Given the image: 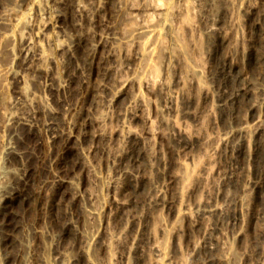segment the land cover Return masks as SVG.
I'll return each instance as SVG.
<instances>
[{
  "label": "rangeland",
  "instance_id": "1",
  "mask_svg": "<svg viewBox=\"0 0 264 264\" xmlns=\"http://www.w3.org/2000/svg\"><path fill=\"white\" fill-rule=\"evenodd\" d=\"M22 1L23 0H0V14H3L5 11H3V9L5 8L11 7L19 10L21 8L20 5L23 3ZM52 1L53 0H32L33 3L29 5L28 9L22 10L21 8V11H19L16 17L12 15L15 18L11 16L9 21V23L12 22L10 23L11 26L9 23L8 26L7 23H0V96L3 97L4 95V99L1 98L0 100V106L4 102L2 105L3 109L0 107V264H20L19 262L22 258L32 257V259L39 260L46 256L51 264H60L61 258L58 255L64 253L73 255V253L77 252L76 246H78L80 242H84L80 239L79 235L77 236L75 234L76 229L84 232L82 234L85 236L89 230L95 228L99 223V220H89L85 215V211L88 208V195L95 194V199H98L96 200L98 204L95 201L97 205L105 201L107 198V191L104 185H106L109 178L122 176L120 172L116 174L118 167L122 166L129 168V173L133 176V181L129 182L130 195L128 207L121 210L120 208L112 206L110 218L106 219L105 222L103 221V225L106 226V231L112 234L123 229L124 238L127 243H130L131 238L137 233L141 234L143 241L146 243L148 241L147 237L149 232L159 236L156 226L159 220L163 218V216L157 215L161 217L159 219L156 214H153L147 202L154 187L163 184L167 185V178L175 175L173 186L171 188L167 187V196L178 200L179 192H181V196L187 193L188 197V190L193 183L191 176L193 178L195 177L194 174H196V172L192 171V165L189 161L184 163L186 166L185 169L181 167L183 152H179L173 154V157L169 159V162L164 166L166 176L159 177L155 169L157 160L151 157V154L154 150L159 151L164 157L167 156V154L163 145L164 142L161 143L154 136L151 138L150 145L152 147L150 145L144 147L145 145L143 146L142 143L139 142L141 155L138 161L133 163L130 159L128 162L120 157L119 147L122 143L120 138L117 137H101L99 148L95 150L91 148L94 145L90 141L81 144L82 147L78 145H71L72 148L71 146L65 147L63 135L61 133L66 127L63 116L56 118L58 133L55 138L51 135H43V133L39 132L37 129L30 130L27 127H23L19 122H14L15 120L10 119L7 121L6 117L8 114L16 115L24 111L23 102L16 103V98L19 96H28L36 91L35 82L40 84L41 92L39 95L48 115L52 110H63L66 104H77L81 94L85 91V86L83 87L82 82H80L81 80H79L81 76L78 73V67H80L81 62L86 59L87 56L85 57V55L90 51L92 48L91 45L93 44L94 29L91 25V20L95 17L101 21L99 31L105 33L104 35L107 33H120V29L124 28L123 24L125 21L119 12L120 10L118 11V0H85V5L88 10L92 5L96 7V4L102 5V8L99 11L97 10V13H91L93 11L89 10L87 13L74 14L73 16L77 31L82 35L83 47L85 48H83L85 51H81L83 56L80 52L77 53L72 50L68 51V53L62 52L56 55L53 53V46L43 42V57L40 61H36L31 71H27L22 66L24 55L19 52L21 44L30 33V26L34 20L35 11L39 10L42 12L48 7H51L53 5ZM55 1L59 9L64 12L79 0ZM134 1L143 4L142 0ZM218 1L219 7L216 8L217 11H215L213 15H217L216 17L221 18L222 37L225 39L226 46L218 54L217 61L219 60L220 64H222L225 59L228 60L232 58L231 60L233 62H237L241 70L247 74V78L241 81V83L250 81L254 90L252 92V99L254 100L257 98L258 100L260 91L264 88V0ZM247 1L254 2L258 7L257 19H260L258 20V26L255 27L253 31H251L242 20L244 19V4ZM11 2L15 3V5ZM174 2L176 3L175 0ZM1 5L5 8H2ZM184 12L182 13L184 16L182 15L176 18L177 20L174 18L172 23L177 26L181 37L188 45L190 53L188 59L193 62H200V65H198L205 68L208 62L207 53H205L201 47L196 49L197 45L195 43L194 46L192 44L193 40H197L196 37L198 36V32L195 31V29L193 30L194 32L191 31L193 25L195 28H198L197 19ZM62 15L61 22L54 30L58 36L57 39L59 43L62 42L64 36L68 37L74 34V31L66 24L64 13H62ZM150 15L152 21L156 22L158 20L156 14L151 13ZM43 17L42 15L38 20H42ZM144 17L145 15L143 16L141 13L138 17V22L144 19ZM237 22H239V24H237ZM158 33L159 32L156 31L141 39L140 43L146 49L147 55L143 61L141 55L136 53L138 51L137 45L132 43L125 45L122 42H117V46L114 44V46L117 47V49L116 47L114 48L117 51H115L116 54L114 57L106 60L101 57L94 77L95 86L93 87V96L89 105V116L92 120H95L102 116L101 113L108 112V119L102 126L104 129L108 130L111 126L120 127L122 123H125L133 133L142 135L145 128L144 122L139 118L130 117V112L134 111V107L136 106L132 101V96L139 95L146 102V112L150 118V127L152 129L157 128L164 133L168 131V128L161 124V117L167 118V115L162 111L164 96L160 84L165 81L166 84L170 86L171 91L175 92L174 96L178 101H180L181 90H188L189 87L187 83H183V86H175V76L180 73V69L184 64L182 57L180 58L178 54L180 53L179 48H172L174 56L173 58L171 56L170 60H168V54L159 61L156 60L158 51L156 47V38ZM195 40L194 42H196ZM211 40L210 38L208 41ZM249 42L252 44L251 49L255 50V52H253V60L256 64L253 61L252 63L247 62L246 54H248L250 50V46L248 45ZM70 52H72L73 56L71 59H68ZM51 58L53 61H51ZM154 66L158 67V69L155 67L154 74L153 72H150L151 74L149 73L152 77L149 76L151 79L146 88L142 83L143 73L146 70H151V68L154 69ZM203 70L202 68V71ZM68 71L73 75L71 81L64 76ZM48 72L49 74H47ZM198 74L199 76H197V78H202L197 84L200 86L192 85L189 90V95H191L189 97H192L197 103L192 106L200 109L198 104L200 98H202L201 88L207 86L204 85L207 81L203 73L202 76L200 73ZM16 75H21L22 80L17 81L15 79ZM118 76L123 78L126 77L134 81L130 86L128 94L122 96L115 103H108L106 101L109 93L108 88L114 84L115 78ZM50 78H52V80H50ZM61 82L66 84L65 90L59 87ZM201 82L203 83L201 84ZM237 83L239 82L236 80H230L226 85L230 90L235 88ZM45 84L53 88L52 93L46 90ZM56 100L64 101L63 105L61 106L58 104ZM241 102L238 111L234 110L233 112L228 110L222 114V117H224L222 122L220 120L214 123V125L210 120L204 119L206 121L202 120L204 121L203 124L201 122L196 131H200V133L204 131L206 134L208 133L214 137L222 128L231 127L240 121L246 122V120L247 127H251V121L248 122L250 114L248 107L251 101H249V104L245 100H241ZM247 110L248 113H246ZM255 111L254 114L258 112L257 114L259 116L261 115V119L264 120V105L256 108ZM117 114H120V118L116 117ZM244 117L246 119H244ZM192 127L190 121L187 120V132L191 133L195 131L194 127ZM95 129L96 127L93 126V128H90V131L92 132ZM168 143L171 144L174 149L178 148L171 139ZM247 143L248 149H251L249 139H247ZM263 148L264 144L261 148L262 151L258 153L259 157L257 155V158H252L251 161L249 159L248 161L244 159L246 162L243 160L244 168L240 174H238L240 179L239 182H237V185L230 186L226 190V195L231 198V201L233 200L231 205V208H233L232 211H242L239 223L241 225L240 227H243V235L240 238L241 240L234 239L231 234V226L228 227L225 222H221L222 220H220L219 222H221V224L214 235L225 241L230 250L229 256L231 261L229 263L226 259L224 260L223 257L218 259V254L220 255L224 252L219 250L217 253L214 251L212 254L215 259H218H216L217 261L213 264H264V220L261 221V217L264 215V185L257 191H254L246 184V179L249 177L250 179L253 177L252 179H256L259 183H264ZM145 150H147V153ZM81 151H84V154L81 153ZM13 156H16V159H14L15 157ZM58 157L61 158L60 161L57 160ZM258 159L260 161H258ZM80 161L86 164L88 168L87 172L86 170L81 172L77 169V165ZM214 163L215 160L210 163L209 175L199 182L200 186L194 197L196 200H207L208 194L206 191L208 190L211 193L213 190L214 183L217 179V175L214 172ZM198 165L200 166V163ZM187 168V171L190 170L192 175H188L190 171L187 173ZM23 169L28 172L30 176L28 180L21 181L19 173L22 172ZM196 169L197 168H195L194 171ZM78 173H82L84 176L80 178L82 175L80 176ZM55 174L63 179H70L75 175L76 178L79 177L80 180L77 179L73 185L70 184L67 185V187H63L52 205L48 197L51 193V188L46 189L43 186L48 183ZM182 175L183 177H180ZM185 175H188V177L186 176V178ZM76 187L80 188L82 195L78 200L72 199L71 196V193ZM243 187H246L245 191L242 189ZM11 188H20L31 198L41 188L46 189V192L41 193V196L37 195L36 199L30 200L29 202L15 200L3 206L1 203L2 194ZM244 197L247 198L245 199ZM246 204L249 206H245ZM246 207L249 208L247 209ZM249 213H253V215L256 216L252 219L251 223L247 220V215ZM256 213H258V215H256ZM152 216L155 217V219ZM153 221L155 224H153ZM69 224L72 225L73 233H67ZM154 227L156 229L153 232ZM32 231H36L35 237H33L34 234ZM199 239L200 236L198 233H194L192 240L198 241ZM98 240L94 249H89L88 253L84 252L78 254L77 264H87V258L94 264H112L111 261H113L117 253V248L112 246L109 249H104L101 245V241H104V235L103 238L101 237ZM167 245L169 247V241H166V246ZM119 251H122V249H119ZM204 254L201 253V255ZM180 256L183 257L185 262L189 259L188 247H182ZM220 256L223 255L221 254ZM147 260L148 255H146V253L142 255L130 254L127 264H148ZM159 264H162V262H159ZM185 264H189V260Z\"/></svg>",
  "mask_w": 264,
  "mask_h": 264
},
{
  "label": "bare ground",
  "instance_id": "2",
  "mask_svg": "<svg viewBox=\"0 0 264 264\" xmlns=\"http://www.w3.org/2000/svg\"><path fill=\"white\" fill-rule=\"evenodd\" d=\"M142 1L143 4L136 3L134 0H118V11L120 10L119 12L125 21L123 24L124 28L122 29V26L120 27V33H107L104 35L105 33L99 31L101 21L95 17L91 20V25L94 29V38L92 39V48L90 49L88 47L90 51H86L87 54L86 52V55L84 54L85 57L87 56L86 59L83 57L85 60H83L80 64V67H78V73L81 76L79 80H81L80 82H82L83 87L85 86V91L81 94L77 104H66L63 110L55 109L52 110L48 115V112L45 111L41 97L39 95L41 92V88L39 86L40 84L35 82L34 84L36 86V91L29 94L28 96H19L16 98V103L23 102L24 111L16 115L8 114L6 117L7 121L10 119L15 120L14 122H19L23 127H27L30 130L37 129L39 132L43 133V135L47 134L55 138L58 133L56 118L63 116L66 127L61 133L63 135L62 137L65 147L71 145H78L82 147L81 144H85L90 141L94 145L91 148L95 150L99 148L101 137H117L120 138L122 143V145L119 147L120 157L124 161L126 160L128 162L130 159L133 163L137 162L141 155L139 142L142 143L143 146L145 145L144 147L149 146L151 144V138L154 136L161 143L164 142L163 145L167 154V156L164 157V155H162L157 150H154V152L151 154V157L157 160V166L155 169L159 177H162L166 174V171H164V166L169 162V159L173 157V154L179 152H183V162H181V167L185 169L186 166L184 163L189 161L192 165V171L196 172V174H194L195 177L192 178L191 176L193 183L188 190V197L187 193L186 195L181 196V192H179L178 200L167 196V187L171 188L173 186L175 175L167 178V185L163 184L154 187L147 199V202L153 214H156V216H163V218L157 216L159 219L161 218L158 222V225L156 226L159 236L149 232L147 237L148 241L145 243L141 234L137 233L131 238L130 243H127L124 238L123 229H120L115 234H112L108 233L106 231V226L103 225V221L105 222L106 219L110 218V210L112 206L120 208L121 210H124L128 207L130 195L129 182L133 181V176L131 173H129V168L125 166L118 167L116 174L120 172L122 176H114L109 178L106 185H104L105 190L107 191V198L105 201H102L100 205H97L98 203L96 200L98 199H95V194L93 193L88 195V208L85 211V215L89 220H99L98 225L92 230H89L85 236L82 234L84 232L76 229L75 234L77 236L79 235L80 239H82L84 243L80 242L78 246H76L77 252L73 253V255L66 253L58 255L61 258L60 264H77L78 254L84 252L88 253L89 249H94L97 241H99L98 239L101 237L103 238V235L104 241H101V245L104 249H109L112 246L117 248V253L115 254L113 261H111L112 264H127L130 254L142 255L145 253L148 255V264H159V262H162V264H185L188 260L189 264H213L215 261L220 259V257H223L224 260L226 259V261L230 263V250L228 249V246L226 245L225 241L217 238L214 233H216V231L219 229L221 222H225L228 227L231 226V234L234 239H240L243 235V227L241 228L239 223L240 217L242 216V211H232L233 208H231V205L233 200L231 201V198L226 195V190L230 186L232 187L237 185V182H239L240 179L238 174H240L244 168V161L246 162L248 159L251 161L252 158H257V155L259 157L258 153L259 151H262L261 148L264 144V120L261 119V115L259 116L257 114L258 112L254 114V111L256 108L264 105V88L261 89L258 100L257 98L253 100V87L250 81H247V83L242 82L243 84L241 83V81L247 78V74L241 70L238 63L235 61L233 62L231 60L232 58L228 60L225 59L222 64H220L219 60L217 61L218 54L226 46L225 39L222 37L221 18L216 17L217 15H213L215 11H217L216 8L219 7L218 0H175L176 3L174 0ZM22 2L23 3L20 5L22 10L26 8L28 9L29 5L33 3L32 0H23ZM52 2L53 5L42 12L39 10L35 11V17L30 26V33L21 44L19 52L23 53L24 55L22 66L27 71H31L33 65L36 64V61H40V59L43 57V42L51 44L54 50L53 53L56 55L62 52L68 53L70 50L77 53L80 52L82 55V52L85 51V48L83 47L84 44L82 35L77 31L73 16L74 14L87 13L89 10L93 11L91 13H97V10L99 11L102 8V5L96 4V7L92 5L88 10L85 5V0H79L74 5H71L72 7L69 6L70 8H65L66 10L62 12L58 5H56V1L53 0ZM13 4L15 5V3ZM2 8L5 7L2 6ZM20 9L17 10L16 8L11 7L3 9V11H5L3 14H0V23H7L8 26L11 16L15 15L16 17L19 11H21ZM257 11L258 7L254 2L247 1L244 4V19L242 20L251 31H253V29L258 26V20L260 18L257 19ZM183 12L189 14V16L192 15L193 18L195 17L197 19L196 22L198 28H195L193 25L191 31L195 29V31L198 32H196L198 36L196 37L197 40L194 39L196 42L193 40L192 44L194 46L195 43L197 45L196 49L201 47L202 50L207 53L209 64L207 62V67L205 68L199 66L200 62L197 63L188 59L190 54L188 45L181 37L177 26L172 23L174 18L176 19L181 17ZM62 13H64L66 24H68V26L74 31V34L68 37L64 36L62 42L59 43L57 39L58 36L54 30L62 20ZM141 13L143 16L145 15V17L138 22V17ZM151 13L156 14L158 17L156 22L151 20ZM42 15L44 16L43 19L38 20V18ZM12 17L15 18L14 16ZM10 23L9 25L11 26ZM237 24H239V22H237ZM156 31L159 32L156 38V47L158 49L156 60L159 61L166 54H168V60H170L171 56L172 58L174 56L172 48H179L180 53L178 54L180 55V58L182 57L184 64L180 69V73L175 76V86H183V83H187V86L189 87L188 90H181L180 101H178V99H176L174 96L175 92L171 91L170 86L166 84L165 81L161 82L160 84L164 96L162 111L165 115H167V118L161 117V124L165 125L168 128V131L164 133L157 128L152 129L150 127V118L146 112V102L139 95L132 96V101L136 106L134 107L135 110L130 112V117L139 118L144 122L145 128L142 135L133 133L131 130H129V127L125 123H122L120 127L111 126L108 128V130L104 129L102 126L108 119V112L101 113L102 116L95 120H92L89 116V105L93 96V87L95 86L94 77L97 72V67L99 66L101 57L105 58V60L114 57L117 52L114 49L117 46V42H122L125 45H129L131 43L137 45L138 51L136 53L141 55L143 61L147 55L146 49L140 43L141 39L148 34L155 33ZM210 38L212 40L208 41ZM251 42L248 44L250 46V50L248 51V54H246L247 62L252 63L253 61L255 63L253 60V52H255V50L251 49ZM114 44L116 46H114ZM72 56V52H70L68 59H71ZM51 61H53L52 58ZM155 67L156 66H154V69L151 68L152 71L146 70L143 73L142 83L146 88L148 87L149 81L152 77L149 75V73L153 72L154 74ZM202 68L204 69L203 71ZM156 69H158V67H156ZM69 72L70 71L65 73L64 76H66L68 80L71 81L73 79V75ZM198 73H200L201 76L203 73L206 78L205 80L207 81L206 84H204L207 86L201 88L202 98H200V102L198 104L200 109L192 106L196 102L192 99V97H189L191 96L189 95L191 86L197 85L198 82L201 81L200 79H202L199 77L197 78V76H199ZM47 74H49V72ZM15 79L17 81H21L22 76L16 75ZM50 80H52V78H50ZM230 80H236L239 83H237L235 88L229 90V87L227 88L226 83ZM133 81L134 80L126 77L123 78L118 76L115 78L114 84L108 88L109 93L107 95L106 101L108 103H115L122 96L128 94ZM202 83L203 82H201V84ZM45 85L46 90L52 93L53 88L50 87V85ZM59 87L62 90H65L66 84L61 82ZM3 97L0 96V100L1 98L4 99ZM241 100L247 101L248 104L249 101H251L250 106L248 107L250 112L248 122L251 121V127H247L246 120V122L240 121L234 126L232 125L231 127L222 128L214 137L208 133L206 134L204 131L202 133H200V131H196L201 122L203 124V122L206 121L204 119H208L214 124L220 120L221 122L224 120L222 114L225 111H238V108L240 109L239 104L242 103ZM56 102L61 106L64 103V101L59 100H56ZM2 105L0 107L3 109ZM248 110L246 113H248ZM116 117L120 118V114H117ZM244 119L246 118L244 117ZM187 120L190 121L195 131L191 133L187 132ZM93 126H95L96 129L91 132L90 128H93ZM170 139L177 145V149H174V147L168 143ZM247 139L250 140L249 144H251V149H248L249 147ZM101 149L103 148L101 147ZM145 152L147 153V150H145ZM81 153L84 154V151H81ZM13 157L16 159V156ZM57 160L60 161L61 158L58 157ZM214 160V172L217 175V179L214 183L213 190L211 193L208 190L206 191L208 194L207 200H196L194 197L198 191V187L200 186L199 182L209 175L210 163L214 162ZM258 161L260 160L258 159ZM199 163L200 166L198 165ZM195 168L197 169L194 171ZM77 169L81 172H83V170H86L87 172L88 170L86 164H84L83 161H80V163L77 165ZM187 170L188 168L186 171ZM189 171H187V173ZM191 173L192 172L190 171L188 175H192ZM19 175L21 181L28 180L30 176L28 172L24 171V169L19 173ZM79 175L81 176L82 173ZM188 175H185V177H188ZM83 176L84 175H82L80 178ZM180 177H183V175ZM252 178L250 179L249 177L246 179V184L249 185L254 191H257L262 187V185H264V183H259L256 181V179L254 180ZM77 179H79V177L76 178L75 175L70 179H63L55 174L48 183L44 184V188H51V193L48 195V197L52 205L55 202V199H57L58 194L61 192V189L63 187H67V185H73ZM44 188L39 189V191H37L32 198L28 197V195H26L25 192L20 188H11L3 192L1 203L3 206H6L9 202L15 200L29 202L30 200L36 199L37 195L45 193L46 189ZM245 188L246 187H243L242 189L245 191ZM80 191V188L76 187L71 193L72 199L78 200L79 197H82ZM245 206L249 205L246 204ZM256 215H258V213H256ZM247 216V220L250 223L252 222V219L256 217L253 215V213H249ZM153 218L155 219V217ZM220 220L222 221L219 222ZM263 220L264 215L261 217V221ZM153 224H155V222ZM72 229V225L69 224L67 227V233H73ZM155 229L156 228L154 227L153 232ZM32 233L34 234L33 237H35L36 231H32ZM194 233H198L200 236L198 241L192 240ZM166 241H169L170 248L168 245L166 246ZM183 246L188 247L189 250V259H186V262L183 259L184 256H180ZM119 249H122V251H119ZM219 250L224 251L221 253L223 256L218 254L219 258H216V260L212 254L214 251L217 253ZM201 253L205 254L201 255ZM46 257H43L39 260L32 259V257L25 259L22 258L19 263L51 264V262ZM87 264L94 263L87 258Z\"/></svg>",
  "mask_w": 264,
  "mask_h": 264
}]
</instances>
